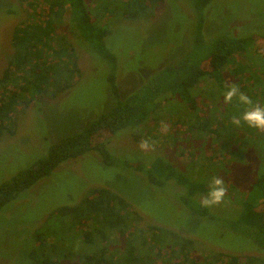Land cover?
<instances>
[{"label": "rangeland", "instance_id": "374dc122", "mask_svg": "<svg viewBox=\"0 0 264 264\" xmlns=\"http://www.w3.org/2000/svg\"><path fill=\"white\" fill-rule=\"evenodd\" d=\"M84 1L93 18L110 30L105 45L117 59L115 83L121 98L134 93L150 76L185 52L194 40L196 11L192 0H157L136 18L122 14L123 6H116L119 0ZM25 2L0 0V76L14 54L15 30L36 19ZM70 28L66 16L56 32L64 34L68 46L73 48L80 75L63 91L54 93L50 89L40 101H22L17 105L13 134L0 136V185L32 168L47 155L52 144L79 132L114 103L108 62L79 34L73 35ZM217 32L239 39L251 35L255 40L264 38V0H212L204 9L203 34L210 41ZM247 56L239 57L240 64L252 63L253 59L260 79L264 56ZM233 68H227L228 84L239 87L251 82L231 75ZM200 87L205 89L207 85ZM247 89L249 95L255 92L258 96L264 91V78ZM249 97L254 103L260 101ZM199 99L198 118L199 112L196 115L188 112L179 101L161 100L159 121L146 125L137 139L135 129L125 128L109 141L108 148L115 161L111 166L102 163L95 152L86 153L61 163L50 176L4 206L0 211V264H29L30 254L39 245L35 234L41 230L49 252L73 253L63 261L79 264L76 255L88 250L83 240L73 230L69 233L68 223L57 220L48 225L47 218L60 207L76 206L95 188L108 189L124 198L139 217L138 228L158 226L193 240L199 259L211 260L221 254L224 256L218 257L220 262L226 260L225 255L252 256L264 262V251L249 237L234 234L228 227L240 209L232 199L249 190L260 170L264 131L233 124V116L225 111L229 104L223 100L210 99L205 94ZM196 126H201L199 132ZM144 141L147 147L142 148ZM157 157L184 173L193 184L207 187L213 176L224 179L229 193L219 205L206 208L211 217L185 204L187 187L174 181L164 187L152 186L144 174L132 167L139 163L148 167ZM203 194L192 197L198 206ZM116 240H112V248Z\"/></svg>", "mask_w": 264, "mask_h": 264}, {"label": "trees", "instance_id": "16d2710c", "mask_svg": "<svg viewBox=\"0 0 264 264\" xmlns=\"http://www.w3.org/2000/svg\"><path fill=\"white\" fill-rule=\"evenodd\" d=\"M24 1L25 6L33 10L36 19L15 30L12 38L14 54L0 76V136L5 133L13 134V113L20 102L28 103L34 99L40 101L50 89L54 93L63 91L80 75L73 48L68 46L64 34L56 32L63 25L66 16L71 33L79 34L108 62V80L114 103L102 114L88 121L79 132L52 144L47 155L39 159L32 168L3 182L0 185V211L21 192L40 179L50 176L65 161L95 152L102 163L111 166L115 161L108 148L109 141L116 132L125 128L135 129L137 139L140 130L146 125L159 121L161 100L179 101L192 114L199 112L198 100L201 94L222 102L223 93L229 85L225 78L229 67L234 66L231 75L251 81L240 84V91L253 99L260 98L258 103L264 105V91L259 92L258 97L255 92L249 95L250 91L247 89L255 81L260 82L264 78V72L259 79V74L254 70L256 62L253 59L252 63L250 61L245 65L239 62L241 56H264V38L255 40L252 35L241 39L232 38L218 31V35L208 41L203 34L204 9L212 0H192L196 11V26L191 46L126 98H121L118 94L115 83L117 59L105 45L110 30L93 18L84 0H22ZM157 2L119 0L116 6H123L121 12L124 16L136 18L145 14ZM38 6L42 7L41 11L37 10ZM201 84L207 87L203 89ZM233 100L235 103H230L225 111L234 117L244 110V106L236 99ZM199 114L201 111L195 114L197 118ZM194 128L198 132L201 130V126ZM232 151L233 148L229 155ZM259 162L260 170L249 190L232 199L239 204L240 209L236 214L238 217L231 220L228 227L234 234L249 237L259 250L264 251V158ZM132 167L136 172L144 174L152 186L164 187L169 181H174L187 187L188 193L183 199L185 204L197 209L201 215L208 214L206 208L198 206L192 200L193 196L205 193L207 187L202 183H191L184 173L176 170L165 159L157 157L148 167L140 163L132 164ZM57 220L68 223L69 233L73 230L74 235H78L88 248L87 251L82 250L84 253L79 256L76 255L79 264H264L252 256L225 255L226 260L221 262L218 259L219 256H224L221 254L211 256V260L209 257L199 259L194 252L193 240L158 226L138 228L136 223L139 217L129 203L104 188L93 189L76 206L56 209L48 216V225ZM41 232L37 231L35 234L39 245L30 254L29 264H66L63 260L73 253L49 252ZM115 239L117 244L112 248V240Z\"/></svg>", "mask_w": 264, "mask_h": 264}, {"label": "clouds", "instance_id": "9594fccd", "mask_svg": "<svg viewBox=\"0 0 264 264\" xmlns=\"http://www.w3.org/2000/svg\"><path fill=\"white\" fill-rule=\"evenodd\" d=\"M234 98L240 105L244 106V110L232 117V123L237 126L244 124L248 128L264 131V105L254 103L248 95L240 91L236 84H229L223 93V101L225 104H230ZM141 147H147V141H144ZM226 193L227 188L224 179L220 176H213L208 181L207 190L200 199V206L211 208L219 205L223 202Z\"/></svg>", "mask_w": 264, "mask_h": 264}]
</instances>
